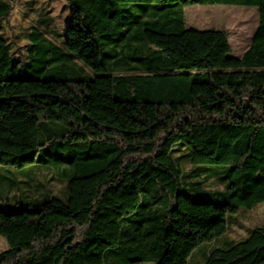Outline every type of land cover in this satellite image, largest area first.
Instances as JSON below:
<instances>
[{"label": "trees", "instance_id": "trees-1", "mask_svg": "<svg viewBox=\"0 0 264 264\" xmlns=\"http://www.w3.org/2000/svg\"><path fill=\"white\" fill-rule=\"evenodd\" d=\"M16 1L0 0V184L39 163L73 175L66 198L0 191V264H264V223L227 237L264 202V0H66L63 39L33 27L26 63L2 28ZM196 4L258 7L249 47L187 27Z\"/></svg>", "mask_w": 264, "mask_h": 264}, {"label": "rangeland", "instance_id": "rangeland-1", "mask_svg": "<svg viewBox=\"0 0 264 264\" xmlns=\"http://www.w3.org/2000/svg\"><path fill=\"white\" fill-rule=\"evenodd\" d=\"M185 21L187 27L198 29H223L228 33L231 46L230 54L239 57L250 45L253 34L259 24V9L256 6L248 7L234 4L215 5H192L186 6ZM70 5L66 0H17L14 4L12 15L7 21L2 23L4 34L11 40V47L23 63L28 62V34L33 27H39L50 31L56 40H62L66 26L70 20ZM48 22V23H47ZM47 23V24H46ZM32 67L21 69L20 77H37ZM177 148H186L176 145ZM181 149L176 152L182 155ZM190 164H184L188 169ZM17 170V178L28 180L31 185L21 183V187L11 186L8 179L0 184V191L5 189L12 194L30 195L41 192H50L53 195L66 198L67 185L73 175L70 166L63 164L39 163L34 166ZM204 174H210L206 172ZM207 183L210 187H215L216 183L211 177ZM264 223V204L258 208L243 211L237 214V223L228 231V236L235 239L243 238L247 234V229ZM6 240L0 236V252L7 248ZM203 261L200 251H196L190 257L189 264H199ZM151 264V263H147ZM153 264V263H152Z\"/></svg>", "mask_w": 264, "mask_h": 264}, {"label": "crops", "instance_id": "crops-1", "mask_svg": "<svg viewBox=\"0 0 264 264\" xmlns=\"http://www.w3.org/2000/svg\"><path fill=\"white\" fill-rule=\"evenodd\" d=\"M262 204H264V202L261 203V204H259L256 208H258V207H259L260 205H262ZM256 208H255V209H256ZM232 226H233V225H232ZM232 226H231V227H232ZM231 227H230V228H231ZM249 229H250V228L247 229V234H248ZM247 234H246V235H247ZM246 235H245V236H246ZM245 236H244V237H245ZM227 237L230 238V239H235V238H231V237H229V236H228V232H227Z\"/></svg>", "mask_w": 264, "mask_h": 264}]
</instances>
